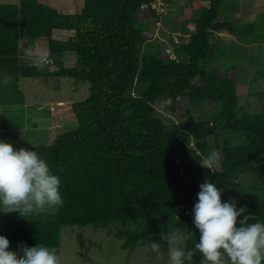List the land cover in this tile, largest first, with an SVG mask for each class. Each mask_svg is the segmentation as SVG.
<instances>
[{
	"label": "trees",
	"instance_id": "16d2710c",
	"mask_svg": "<svg viewBox=\"0 0 264 264\" xmlns=\"http://www.w3.org/2000/svg\"><path fill=\"white\" fill-rule=\"evenodd\" d=\"M153 1L84 0L75 14L59 13L37 0L0 5V88L9 104L23 103L20 77L58 76L88 88L87 97L70 106L75 128L46 146L24 147L41 155L60 177L65 203L47 215L22 218L0 212V235L12 250L38 243L57 249L61 227L87 225L108 229V234L117 225L113 235L121 240V250L159 242L160 232L169 226H187L195 235L186 247L193 248L199 233L192 211L200 188L184 158L189 152L204 158L211 148L221 152L220 170L205 169V174L223 189L222 200L233 199L237 208L246 207V214L264 222V106L249 111L239 102L236 83L209 65L211 51L217 49L212 43L215 32H226L242 45L261 43L259 18L242 25L230 18L218 21L222 8L235 12L238 5L224 7L225 0H208V6L180 25L188 40L173 46L175 59H169L137 15L145 5L153 23L158 22L161 15L149 7ZM55 30L72 35L56 40ZM39 39L47 41L51 62L19 61L24 49ZM226 50L218 51L220 57L227 56ZM67 56H73L72 66H67ZM5 73L12 77L7 85ZM263 78L264 69L252 77ZM256 97L264 105V91ZM161 99L172 110L185 101L186 115L205 103L215 110L208 120L166 125L155 109ZM200 259L197 253L192 264Z\"/></svg>",
	"mask_w": 264,
	"mask_h": 264
},
{
	"label": "rangeland",
	"instance_id": "374dc122",
	"mask_svg": "<svg viewBox=\"0 0 264 264\" xmlns=\"http://www.w3.org/2000/svg\"><path fill=\"white\" fill-rule=\"evenodd\" d=\"M18 1L0 0V5H15ZM37 1L57 10L59 13L75 14L80 11L84 0ZM159 2H163L164 6L159 7L158 2L156 3V7L160 8L157 9V14L161 15L158 22L153 23L154 20L149 15L146 7L141 8L137 15L149 25V37L158 39L164 49L163 53L166 54L167 50L172 52L173 46L188 40L185 35L179 32V27L192 17L196 10L208 6V0H171L170 5H166L165 0H159ZM232 3L238 5L239 12H224L222 8L218 21L223 20L224 17L232 18L236 22H240L237 25H242L259 18L257 32L262 35L263 41H260L261 43H250L245 47L242 44L238 46L239 42L236 39L225 36V34L213 36V43L222 41L224 44L211 51V53H214L211 56L214 60L209 61V65L219 68L222 77L236 83V93L239 96L241 105L251 112L260 111L264 105L263 101L256 97V94L264 91V78L254 81L252 77L256 71L264 69V0H225L224 7H229ZM179 11L181 14H177ZM186 28L189 32L193 30L192 24H188ZM71 34L72 32L68 31H55L53 37L58 40H65ZM170 40H172L171 43ZM229 41L231 42L229 43ZM41 42L37 43L38 47L36 49L35 46L34 50H32V47L29 49V55L31 58L33 57L32 63H35V60L39 58H46L45 42ZM222 47L227 48V56H221V58L218 51ZM67 61V66H72L74 63L73 56H67ZM20 88L25 94L27 104L25 108L17 106L14 110L16 112L24 110L22 111L24 115L17 118L8 117L7 122L5 121L6 125L13 128V147L46 146L62 132L75 128V121L72 125L71 123L57 121L60 124L56 123L51 128L46 127V124L54 122V118L47 117L45 119L44 112L48 111L47 104L52 105V108L56 111L67 109L71 114V104L83 100L88 95L87 85L75 84L72 79L63 77H54L47 80L24 78L20 82ZM58 100L63 102V107L56 104ZM171 107V103L167 100L161 99L155 103L156 113L166 125L180 124L187 120H208L215 110L211 104L205 103L193 115H186L188 105L182 100H179L174 110ZM35 122L40 126L35 128ZM3 123L4 121L1 122V124ZM21 124H24L26 128L24 131L19 129ZM41 134L43 137L40 136ZM213 150L211 148L209 153ZM215 151L220 154V158L211 171L220 170L222 155L219 150ZM202 160V156L190 152L184 158V163L192 170V178L195 179L198 187L207 179L206 168H203L200 163ZM252 180V177H250L249 181ZM116 227L117 225L110 227V234H108V229L97 228L93 230L91 225L83 228L75 226L61 227L57 252L62 258V264H166V257L162 260L155 259L146 245L121 250V240L113 235Z\"/></svg>",
	"mask_w": 264,
	"mask_h": 264
},
{
	"label": "clouds",
	"instance_id": "9594fccd",
	"mask_svg": "<svg viewBox=\"0 0 264 264\" xmlns=\"http://www.w3.org/2000/svg\"><path fill=\"white\" fill-rule=\"evenodd\" d=\"M3 75V83L10 84L12 77ZM219 158L213 150L200 161L201 166L211 170ZM60 185V177L36 151L0 140V212L22 218L54 213L65 203ZM199 187L192 211L198 242L187 248L195 234L187 226H169L160 232L159 242L146 245L155 259L192 264L198 253L199 264H264V222L246 214V207L237 208L233 199L223 201V189L210 180ZM0 264H62V258L56 248L42 243L18 244L12 250L11 242L0 235Z\"/></svg>",
	"mask_w": 264,
	"mask_h": 264
},
{
	"label": "crops",
	"instance_id": "0c3cea01",
	"mask_svg": "<svg viewBox=\"0 0 264 264\" xmlns=\"http://www.w3.org/2000/svg\"><path fill=\"white\" fill-rule=\"evenodd\" d=\"M238 12H239V8L237 9V11H235L233 13H238ZM224 18H222V19H224ZM230 19H232V18H230ZM232 20L236 24H239L240 23V22H236L234 19H232ZM55 31H59V30H55ZM55 31L52 32V36H53V33ZM63 32H66V31H63ZM68 32H71V31H68ZM224 34H225V36L227 35L230 38H234V37L230 36L229 34H227L226 32H215L214 33V37H216V35L221 36V35H224ZM56 40H58V39H56ZM41 41H44L45 42L46 58H42V59L39 58V59L35 60V63H32L31 61L33 60V57L32 58L30 57V55H29V49L32 47V50H34V46H35V49H36L38 47L37 43H39ZM60 41H64V40H60ZM223 41H226V40H223ZM23 42L24 41L22 39L19 40V47L22 46V43ZM230 42L231 41H229V43ZM41 44H42V42H41ZM222 44H224L222 41L219 42V43L218 42L213 43V45H216V46H219V45H222ZM238 46H240V43H238ZM245 47H246V45H245ZM231 49H233V48H231ZM23 54H24V56H23ZM47 55H48V52H47V41L45 39H39L36 42H34L33 45H30L26 49H24V53H22L20 56H18V60L19 61L24 60L26 63L32 64V65H37L39 63L47 64V63H50L51 62V61H49ZM52 68H54V67H52ZM52 68H50V69L51 70H54L55 69V68L54 69H52ZM54 77H58V76H53V77H49V78H54ZM49 78H46V80L49 79ZM22 79H24V78L23 77H20L19 80H18V82H17L18 90L21 92L22 97H23V103L22 104H13V105L12 104H9L7 102V100H8V98H7V92L4 94L1 91V88H0V140L4 141L6 143H11L12 145H13V137H12V135H13V128L11 126H9V125H6L5 121L7 122L8 117L9 118H17V117H22L24 115V112H22L24 110H19L17 112L14 110L15 107H17V106H20V107L22 106L23 108H25V106L27 104L26 103V99H25V94H24L23 90L20 88V82H21ZM31 79H39V78H31ZM62 103H63L62 101L58 100L56 104L59 105V107H63L64 104L62 105ZM47 105H48L47 106L48 107V111H45L44 112V116L46 117L45 119H47V117H49L50 119L51 118H54V122L52 124H50V123L49 124H46L47 125L46 127H50L51 128V127H53V125H56V123L60 124V122H57V121H62L64 123H71V125L75 121L74 118H73V116L71 115L72 113L70 114L67 109L61 110V111H56V110H54L52 108V105H49V104H47ZM44 116L42 115V118ZM3 121H4V123L1 124V122H3ZM38 126H40V125L35 122V128L38 127ZM19 129H21L22 131H24V129H26V128H25L24 124H21ZM40 136L43 137L42 134ZM23 147H26V146H23ZM19 148H21V147H19Z\"/></svg>",
	"mask_w": 264,
	"mask_h": 264
},
{
	"label": "built area",
	"instance_id": "2783aa9c",
	"mask_svg": "<svg viewBox=\"0 0 264 264\" xmlns=\"http://www.w3.org/2000/svg\"><path fill=\"white\" fill-rule=\"evenodd\" d=\"M158 2V5H159V7H161V6H164V1L163 2H159V0H154L153 2H151V3H149V7L157 14V9H160L159 7H156V3ZM143 7H145V5L144 6H142L141 8H143ZM166 55H168V58L169 59H175V56H174V54H173V51L171 52V51H166Z\"/></svg>",
	"mask_w": 264,
	"mask_h": 264
}]
</instances>
